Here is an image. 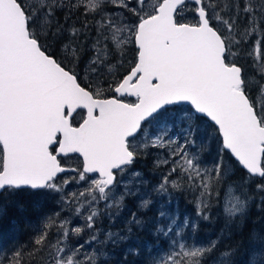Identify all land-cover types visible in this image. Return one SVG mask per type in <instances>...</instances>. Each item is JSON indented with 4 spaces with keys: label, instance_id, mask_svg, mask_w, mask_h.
<instances>
[{
    "label": "snow or ice",
    "instance_id": "snow-or-ice-1",
    "mask_svg": "<svg viewBox=\"0 0 264 264\" xmlns=\"http://www.w3.org/2000/svg\"><path fill=\"white\" fill-rule=\"evenodd\" d=\"M248 44L246 66L239 58ZM208 128L219 144L210 165ZM149 148L168 149L155 161L169 171L153 192H198L203 220L224 192L226 229L260 227L219 251V238L184 242L198 229L187 217L175 227L168 211L150 224L132 213L131 226L154 229L178 251L160 256L162 246L137 240L115 264H237L242 246L240 264H264V0H0V217L22 194L60 206L28 244L0 242V264H110L116 253L105 243L128 237L105 235L99 220L137 195L131 181L120 191L117 176L139 178L133 169ZM71 154L79 167L66 162ZM225 154L246 173L240 182ZM152 204L141 196L138 207ZM65 210L83 224L61 218Z\"/></svg>",
    "mask_w": 264,
    "mask_h": 264
},
{
    "label": "trees",
    "instance_id": "trees-1",
    "mask_svg": "<svg viewBox=\"0 0 264 264\" xmlns=\"http://www.w3.org/2000/svg\"><path fill=\"white\" fill-rule=\"evenodd\" d=\"M61 19V18H60ZM61 23L62 19H61ZM244 51L239 58V62L245 64L246 66L252 63V57H248L247 53L252 51L251 44L243 46ZM79 119V116L77 117ZM211 129V128H210ZM208 141L210 144V151L205 153L203 159L206 163H212L216 156V150L219 147L217 140L212 138V136H208ZM226 159L229 163V170L235 171V176H233V181L240 182L242 177L246 176V173L235 167L231 159L227 157ZM257 181L259 178H255ZM224 192H221V201L218 202L215 198L211 201V211L208 213L210 219L203 220L197 216V211H193L190 214V220L198 225V229L192 237L194 240L200 245H206L210 240H218L219 238V251L226 250L229 246H235L238 243L246 242L248 236L255 226L259 228V225H255L254 223H248L246 227L240 230L234 229H226L225 218L223 214V197ZM20 201L19 207L7 206L5 208L6 214L3 217H0V242H3L4 246H10L12 242H18L19 244H28L32 239L34 230L42 227V223L45 216L52 215L57 212L59 205L52 200L47 201L45 204L41 201V204H36L35 201L37 198L29 196L27 194H22L18 197ZM127 211H122V214L126 215L128 220L132 219L131 214L136 213L137 218L144 221L146 224H150L156 221L158 214L155 213L152 215L150 211L145 212L146 210L140 211V208L136 206V203H132L131 199L127 200ZM195 208V205H194ZM257 220L256 210H251V221L255 222ZM129 226H131L129 224ZM127 225L122 226L121 228L125 229ZM133 231L129 236L133 237V241L131 246H134L137 243V240L140 242H147L149 249L152 248L154 244L158 246H164L167 241H164L161 236H159V240H156L155 237L159 234L155 233L154 229L151 231H147L143 228H136L135 226H131ZM191 232L189 229L188 233ZM244 247L240 248L239 254L237 255L236 262L240 264L241 258L244 254ZM115 256L112 257V261L110 264H115V260L121 258L122 251L114 249ZM132 257H129V260H132ZM137 260L140 258L137 257ZM208 264H212L211 259H209Z\"/></svg>",
    "mask_w": 264,
    "mask_h": 264
},
{
    "label": "rangeland",
    "instance_id": "rangeland-1",
    "mask_svg": "<svg viewBox=\"0 0 264 264\" xmlns=\"http://www.w3.org/2000/svg\"><path fill=\"white\" fill-rule=\"evenodd\" d=\"M27 2H31V0H27ZM110 7V6H109ZM63 21V17H60ZM96 19H99V16L96 17ZM189 20H192V17H188ZM80 20H84V17L81 15ZM92 17H88V21L91 22ZM76 22V17L73 16L72 20L68 21L69 24ZM76 26L79 27L80 24L77 22ZM88 55H91L89 53ZM87 59V57H85ZM119 59V57H117ZM132 59L131 53L128 54L126 57V60ZM254 62V57H252V63ZM113 63H116L114 60ZM83 66V65H82ZM127 63H125V68L127 67ZM120 71H123V69H120ZM259 99V98H258ZM206 127V126H205ZM146 131L151 133L152 129L148 128L146 126ZM212 136L214 138V133L212 129L208 128V136ZM174 147V146H173ZM149 155L141 157L140 161L134 166L133 171H137L141 173V176L139 178H136L133 180V177L130 173L128 174H118L117 178L121 179L122 177V183L120 185V191H123L124 184L131 181L132 183L129 185L131 187L132 192L137 193L136 196H127L125 197V207L121 208L119 213L113 218L109 219L106 216H102L99 220L98 227H100L103 231V233L106 235L108 232L119 234L120 236H126L128 239L124 241L123 243H119L113 248V245L111 242H107L104 245V250L109 252L110 254L114 252V249H117L119 251H124L126 247L131 246L132 241L134 240L132 236H129L128 233V227L130 220H128L127 216L122 214V211H127V200L130 198L132 203H136V206L138 207L140 203V197L144 196L145 199H151L153 201L152 206L149 209H142L146 210L145 212L150 211V214L157 213V219H159V211L164 210L172 213L177 220V223L175 227L182 226V221L185 217L189 219L190 222H193L190 220V214L195 210L196 211V198L199 195L198 192H192V191H186L184 189L181 190H169V193L158 195L155 192L152 191V188L154 186H157L164 174H166L169 171L168 166H161L157 168L155 166V161L157 157L163 159L166 158L168 149H155V148H149L146 150ZM189 151H193V149H189ZM204 160V159H203ZM66 162L70 164L71 166L79 167L80 166V158L78 156H73L70 159L66 158ZM210 165V163H207ZM64 175V174H63ZM74 175V173H72ZM92 178H96L94 174H92ZM175 178V177H173ZM141 181H143V186H141ZM76 185H72L69 187V191H72L76 188ZM145 193H149V195L145 196ZM119 194V193H117ZM238 194V193H237ZM195 205V208H194ZM101 208H103V203L100 205ZM140 209V211L143 213ZM148 210V211H147ZM60 211V206L57 210V212ZM61 218H70L73 222V226L76 225H82L83 224V218L82 217H76L74 215H71L67 210L65 212L61 213ZM156 219V220H157ZM127 225L125 229L121 228L122 226ZM190 228L184 229V234L188 235V231ZM91 233L86 232L82 239L81 238H74V239H81V242L83 239H88ZM161 238L164 241H167L166 244L162 247V250L160 251V256H166L171 251H178V247L173 248L171 247V239L169 237H164L160 235ZM100 239H104V236L102 235ZM175 239L180 240V237H175ZM189 247L193 245L195 242L198 244L192 235L189 236V239L184 241ZM200 245V244H199Z\"/></svg>",
    "mask_w": 264,
    "mask_h": 264
},
{
    "label": "flooded vegetation",
    "instance_id": "flooded-vegetation-1",
    "mask_svg": "<svg viewBox=\"0 0 264 264\" xmlns=\"http://www.w3.org/2000/svg\"><path fill=\"white\" fill-rule=\"evenodd\" d=\"M73 156H70V157H68L67 159H70V158H72ZM66 159V158H65Z\"/></svg>",
    "mask_w": 264,
    "mask_h": 264
},
{
    "label": "water",
    "instance_id": "water-1",
    "mask_svg": "<svg viewBox=\"0 0 264 264\" xmlns=\"http://www.w3.org/2000/svg\"><path fill=\"white\" fill-rule=\"evenodd\" d=\"M72 155H76V154H71V156H72ZM73 167H74V166H73Z\"/></svg>",
    "mask_w": 264,
    "mask_h": 264
}]
</instances>
